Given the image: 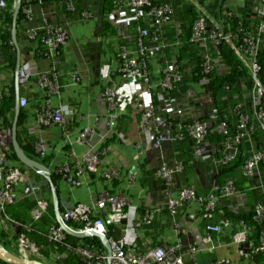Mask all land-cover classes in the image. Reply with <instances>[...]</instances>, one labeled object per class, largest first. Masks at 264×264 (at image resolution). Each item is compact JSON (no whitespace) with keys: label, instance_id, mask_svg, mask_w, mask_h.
<instances>
[{"label":"trees","instance_id":"16d2710c","mask_svg":"<svg viewBox=\"0 0 264 264\" xmlns=\"http://www.w3.org/2000/svg\"><path fill=\"white\" fill-rule=\"evenodd\" d=\"M99 1L96 12L98 11L102 34L104 33V37L108 40L109 54H113L114 57L116 55L119 64L120 58L117 55L118 48L116 47L120 48L123 45L130 50H135L139 38L138 28H149L151 18L145 16L139 21L129 24L113 23L109 19V14L117 10L115 0ZM229 1L198 0L199 3L206 4L209 15L226 33L232 38L235 37L232 43L221 39L218 44L215 43L214 45V43L209 42L208 45L202 46L200 42L192 41L194 22L201 15V11L197 9L194 2L191 0H151V5L154 6L171 4L173 7L171 19L164 27L163 40L168 44L179 41L173 56L176 57L180 74V78L173 83L172 88L163 89L160 85V80L163 77L162 73H155L152 69L149 72L150 80L151 83L156 84L153 98L159 103H163L167 99L173 101L175 105H180L184 102L187 91L193 90L194 93L200 96L201 100L200 103L194 104L195 109L185 107L179 113L165 111L167 123L161 128V132L169 134L170 137L162 143L161 151H155L160 155V159L164 155L171 163L170 158L173 157H169L170 154L167 152L166 147L173 153L175 141L173 137L182 134L183 139L179 142L186 156L179 162L183 166L186 164L191 167L193 162L212 165L213 168L209 177L211 185L207 192L201 193L194 186H189L194 188L199 196L206 197L207 200L208 195L212 193L217 197L214 209L209 211V215L214 213L220 221H229V223L239 225H241L240 222H243L249 227L246 230V240L241 243V247L245 252V255H242L245 260L243 264H264V252L251 253V244L255 246L259 243V238L264 230V221L257 215V206L261 203L264 204V127L260 124L258 118V113L261 109H264V95L257 94L255 82L235 50L240 45H245L244 38L247 32L259 34L261 42L256 59L261 65L260 78L264 82V32L258 31L262 20L255 11L258 1L242 0V3L236 7L230 5ZM14 2L15 0H6L7 6L0 11V54H7L6 62L3 65L6 64L5 69L9 71L8 73L10 71L13 73L16 68L12 58H10L11 55H9L10 49L14 47L12 41ZM70 5H74L73 10L70 9ZM27 7L33 10L32 20H29L23 11ZM94 8L96 9L95 5ZM85 10L88 9L84 8L81 0H22V7L16 20L17 41L19 45L24 42L31 45L30 48L35 56L51 60L48 74H53L51 71H58L61 65L58 54L51 56L48 53L47 48L40 40L43 32H40L33 41L29 40L27 32L31 27L40 24L43 15H46L51 23L65 27L75 18L82 19L81 14ZM146 11H148L147 7L144 8V12ZM177 25H180V31L177 30ZM208 25L215 28L212 20H208ZM207 47H209V52L215 53L217 51L220 53L218 61H210L212 67L209 69H206L205 59L203 58ZM172 50V47L165 48L162 53H156L152 58L159 57V62L156 65L159 66L160 70L166 67L171 58ZM24 61L27 62L26 59H22V62ZM151 63L148 61V70L151 65V68L154 67V64ZM2 83L0 84V90L3 92V96L0 98V130L12 127L17 90L14 82ZM18 93L20 94L19 90ZM204 98L207 101H203ZM27 113L26 107L21 108L18 121L20 145L29 157L49 165L50 159L46 155L41 157L36 153L34 137L29 135L23 127ZM240 115H245L248 118L247 133L237 141V136L243 131L238 128ZM199 121L211 123L210 127L207 128L205 139L201 143L197 142L188 130L189 125ZM222 126L226 127V132L220 130ZM153 134L157 135L155 132ZM152 137L155 138L156 136L150 134V140ZM115 138L116 134L109 141ZM107 139L108 136L105 138L106 143L104 145L108 144ZM199 149L207 151L205 157L202 155L197 157ZM259 153L263 157L258 166L253 169V173L249 175L245 170L247 160ZM0 154L2 156L0 163L2 174H6L11 167H18L29 177H34L35 184L42 182L40 174L17 160L12 148L3 149ZM230 154L235 155L234 159L225 163L221 162L223 157ZM75 171L77 172V169ZM57 172L52 173V180L58 187V191H61L60 182L68 176L64 177L63 173ZM88 172L92 174L91 178L93 180L108 181L103 175L104 171H99V173ZM215 184L220 187V190L216 191L213 188ZM227 186L232 188V195L222 193V190ZM38 187L40 193L38 197L34 193H28L25 185H23L22 189L19 190V197L13 202L5 204L4 212L14 222L12 226L15 227L14 234L16 238L22 234L26 235L39 247L42 253L48 256L57 250L62 255V260H59L57 264H87L88 259L77 252L78 247L96 253L105 251L106 248L102 240L97 236L78 238L70 234H64L62 240L54 239L51 235V229L58 224L52 195L49 192L41 193V186ZM39 201H45L47 205L41 217L35 218L34 210L38 207ZM59 209L61 212L66 211L63 206H60ZM85 215V219L75 217L68 224L72 228H82L86 223V219H94L98 216L92 210L87 211ZM106 224L108 234L119 237L122 230L107 221ZM139 239L138 242L141 243ZM160 244L162 245V243L154 241L151 247H157ZM141 246L143 245L141 244ZM128 247L133 252L139 250L138 246H126L127 249ZM143 247L148 246L144 244ZM0 264L8 263L0 260Z\"/></svg>","mask_w":264,"mask_h":264},{"label":"crops","instance_id":"0c3cea01","mask_svg":"<svg viewBox=\"0 0 264 264\" xmlns=\"http://www.w3.org/2000/svg\"><path fill=\"white\" fill-rule=\"evenodd\" d=\"M229 2L236 7L242 0ZM99 3V0H81V4L90 10L93 17L89 20L75 18L70 24H66L70 38L59 48L61 65L58 71H51L53 74H48L51 60L35 56L27 42L19 45L21 59L31 62L33 67L27 86L19 89L20 93L27 92L29 99L23 127L34 137V145L37 142L43 144L45 155L50 159L47 166L54 173L59 172L67 162L71 167L68 178H63L60 182L61 191L57 188L58 196H64L71 207L84 205L92 208L100 193L110 191L124 195L129 204L136 206L139 217L151 213L150 225H144L140 229L141 243H137L138 252L151 248L154 241L174 245L181 239L185 247V264H222L223 260L229 261V264H243L245 260L240 254L241 243L237 241V234L245 231L241 225H224L221 232L214 237L213 244L217 247H213L205 239L206 226L220 222L217 215L208 214L213 211L214 205L206 212L207 205L186 200L187 202L184 201L178 206L175 214H171L167 208L169 198L177 199L179 190L185 185H192L201 193L207 192L211 185L209 177L212 169L208 167L211 165L193 162L191 167L184 164L183 171L173 180V185L167 186L165 179L155 174L160 155L151 146L150 134L143 133L140 129L139 102L122 99L121 106L115 113L117 119L121 115L119 120L116 119L114 127L108 126V110L102 92L109 84H119L121 76L118 71V58L109 54L108 40L102 34L98 11L96 12ZM203 5L206 8V4ZM176 43H171L168 47L173 49L171 57H175L173 54ZM116 48L118 55L120 48ZM0 58V84L10 81L16 85L18 70L15 68L13 73H8L6 64L3 65L7 54H0ZM151 62L154 67L151 68V65L149 71L153 69L157 73L159 66L156 63L159 62V57L151 59ZM76 73L80 75L79 80L73 79ZM44 75L50 76L53 84L57 86L56 91L41 86L40 79ZM47 103L55 107L60 104L68 105L73 110V115L65 117L62 127L59 124L41 125L37 120V111ZM87 127L94 129L96 134L90 144L78 142V137ZM102 134L108 136L107 141L115 134L116 138L104 145L106 140L100 138ZM166 150L169 157H173L170 158L171 162L183 160L186 156L179 141H174L173 153L168 147ZM35 151L41 156L36 147ZM96 153L100 159L98 173L108 167L118 169V177L113 181H96L91 178L92 174L86 169V160ZM26 175L27 180L16 187L17 197L23 185L28 190L35 184L34 177ZM69 178L76 179V183H71ZM40 183H37L38 186ZM14 230L15 227L11 224L0 223L1 242L10 250L16 247ZM190 246L197 249L190 251Z\"/></svg>","mask_w":264,"mask_h":264},{"label":"built area","instance_id":"2783aa9c","mask_svg":"<svg viewBox=\"0 0 264 264\" xmlns=\"http://www.w3.org/2000/svg\"><path fill=\"white\" fill-rule=\"evenodd\" d=\"M197 6V9L201 11L200 17L194 22L192 41L200 42L202 46L208 45L209 42L218 44L221 39L231 41L235 37H230L226 31L209 15L205 6L198 2V0H191ZM255 1V0H254ZM258 5L255 7V11L260 17L261 24L258 27V31L264 32V0H256ZM117 10L112 11L109 14V19L113 23H133L137 22L145 16H149L150 25L149 28H138L139 38L136 44L135 50H130L127 47H121L118 55L120 63L118 71L121 76V82L117 85H108L102 92V97L107 105L108 110V126L114 127L117 116L116 110L121 106L122 99H130L137 101L141 108V118L139 121L140 129L143 133L156 136L151 138V146L156 151H161L162 143L167 140L170 135L161 132L167 123V115L165 113H179L185 107L192 108L195 103H200V96L194 93L193 90L187 91L185 100L180 105H175L173 101L165 100L163 103L156 102L153 98V91L155 83H151V77L149 76L148 61H150L156 53L162 52L165 48H168L170 44L163 40L164 26L171 19L173 14V7L171 4H162L159 6L151 5V0H115ZM7 6L6 0H0V11ZM147 7L148 11L144 12V8ZM70 9H74V5H70ZM24 13L29 20H32L33 10L29 7L25 8ZM82 20H89L93 17L89 10L82 12ZM40 24L31 27L27 36L30 41H33L38 37L40 32H43L41 36V42L47 48L48 53L51 56L59 54V48L64 46L69 40V32L67 26L62 27L57 24L51 23L50 19L43 15L40 19ZM208 20H212L215 24V28L209 27ZM180 25H177V30L180 31ZM243 30V29H242ZM179 42V41H177ZM245 45H240L235 48L237 54L241 58L242 62L248 68L250 75L255 82V88L258 95H264V82L260 78L261 65L256 59L257 50L259 48L261 38L259 34L247 32L244 38ZM177 44V43H176ZM219 52H209V47L204 53L206 69L211 68L210 61L219 60ZM157 72H161L163 77L160 80V85L163 89L172 88L173 83L180 78L176 57H171L163 69H159ZM33 74V67L31 62L21 63L17 71V86L22 89V86L26 87L30 77ZM73 79L79 80L80 75L78 73L73 75ZM41 86L49 87L51 90L56 91L57 86L52 82L49 75H44L40 79ZM3 96V92L0 90V98ZM28 93L22 92L19 97V106L24 108L28 104ZM203 101H207L205 98ZM67 115H73V110L64 104L58 106H52L50 103L45 104L41 109L37 111V120L41 125H64V119ZM260 124L264 127V109L258 113ZM247 116L240 115L238 128L242 129L241 133L237 136V141L246 135ZM211 125L210 122H195L188 126L189 132L197 140L202 142L207 134V128ZM221 131L226 132L225 126H222ZM155 132L157 135L153 134ZM96 131L90 127L85 128L80 136L78 142L84 144H90ZM106 134L100 136L101 139L106 138ZM175 141L183 139V135L174 136ZM11 140V128L8 127L0 131V152L3 149L8 150ZM36 150L40 153L41 157L45 155L43 144L37 142L35 144ZM160 149V150H159ZM104 153V151H102ZM206 150H198L197 157L201 155L205 157ZM235 155L230 154L222 158L221 162L225 163L234 159ZM262 154H255L247 160L245 165L246 172L251 175L253 169L258 166L262 159ZM2 156L0 154V163ZM99 154L96 153L86 160V169L91 172H98L99 167ZM65 163L60 169L64 177H67L71 171V167ZM184 166L178 161L169 163L164 155L159 160V165L155 171L157 176L162 177L166 181L167 186L173 185L175 177L183 171ZM104 177L108 180H114L118 177V169L114 167H108L103 172ZM27 180L26 175L18 168L11 167L6 174H2V167L0 165V221L8 224L13 222L4 212L6 203L13 202L17 198V185L24 183ZM71 183H76V179L69 178ZM216 191L220 190L218 185L213 187ZM33 191L37 190V186L32 187ZM224 195H232V188L227 186L222 190ZM177 199L169 198L168 209L171 214L177 212L178 206L183 204L184 201L190 200L199 204L207 205L205 211L212 209L213 205L217 201V197L212 193L206 197L199 196L195 189L189 185H185L179 190ZM47 203L45 201H39L38 207L34 210V217H41L45 211ZM89 210L94 211L98 216L94 219H86V223L82 228H73L77 231H87L92 233L91 236H97L102 240L105 236L110 244V253L107 249L103 253L92 252L89 249L78 247L77 252L83 254L87 259V264H185L183 249L184 244L179 241L174 245H158L157 247H151L145 252H133L131 248L126 246H137V241L140 235V229L144 225H150L152 214L147 213L143 217L137 215L136 206L129 204L124 195L120 193H112L110 191H104L99 194L94 207L89 208L84 205H77L70 210L61 212L60 216L63 221L68 224L72 218L81 217L85 219V213ZM4 212V213H3ZM222 212V211H221ZM257 215L264 221V204L261 203L257 206ZM57 221V219H56ZM106 221L119 227L122 232L119 237L108 234V228ZM58 223V222H57ZM229 221H220L217 224H209L206 226L205 239L207 242L212 243L213 247L217 245L213 244L214 237L221 232V228L224 225H228ZM245 231L237 234V241L243 243L246 240L247 232L249 228L245 223L240 222ZM59 225V224H58ZM55 226L51 229V235L56 240H62L64 238V230L61 226ZM69 225V224H68ZM72 228V227H71ZM130 241V242H129ZM132 241V242H131ZM103 242V241H102ZM104 244V243H103ZM16 247L13 248L16 253L23 255L26 258H36L44 261L47 264H57L62 259V255L56 250L52 255L48 256L42 253L39 247L33 243L26 235L22 234L15 239ZM105 246V245H104ZM251 244V253L259 251L264 252V230L259 238V243ZM106 248V247H105ZM197 247L190 246V251H195ZM240 254L245 255L244 250L241 248ZM219 264V263H217ZM222 264H229V261L223 260Z\"/></svg>","mask_w":264,"mask_h":264},{"label":"water","instance_id":"95a60500","mask_svg":"<svg viewBox=\"0 0 264 264\" xmlns=\"http://www.w3.org/2000/svg\"><path fill=\"white\" fill-rule=\"evenodd\" d=\"M21 7H22V0H15L14 11H13V26H12V41H13L14 47L10 49V55H11L12 61L14 62L16 66V71L19 69L21 65V58H22L21 49L19 47V43L16 37V20L20 13ZM20 110H21V107L19 106V93H18V90H16L15 115H14L13 123L11 127L10 148H12V151L14 152L15 156L17 157V160L20 163L36 171L38 174L42 176V182L40 183L41 193L42 192L51 193L53 197V204L55 207L56 219H57L58 224L64 230V232L66 234H70L78 238L90 237L92 233L87 232V231L74 230L73 228H71L68 224H66L63 221V219L60 216L59 207L62 205L66 210H70L71 205L64 196H58V193H57L58 187H56V185L53 183V180H52L53 171L50 169L49 166H47L42 161L29 157L26 154V152L23 150V148L21 147L19 139H18V121H19ZM141 147L142 145H140V148ZM27 191L28 193H31V189H28ZM39 195H40L39 192L35 194V196H39ZM100 237H102V241L108 253H110V244L107 238L105 236H100ZM0 260L8 264H46L45 262L41 260H38L35 258H26L23 255L16 253L13 250H10L1 241H0Z\"/></svg>","mask_w":264,"mask_h":264},{"label":"clouds","instance_id":"9594fccd","mask_svg":"<svg viewBox=\"0 0 264 264\" xmlns=\"http://www.w3.org/2000/svg\"><path fill=\"white\" fill-rule=\"evenodd\" d=\"M21 63H23L22 62V59H21ZM16 87H17V90H19L20 89V87H18L17 85H16ZM21 94V93H20ZM20 94H19V97H20ZM3 129H1L0 131H2ZM9 149H10V144H9ZM43 157V156H42ZM170 162H171V160H170ZM24 173V172H23ZM25 174V173H24ZM26 175V174H25ZM26 177H27V175H26ZM33 186H37V190L36 191H33L32 190V187ZM30 189H31V193H34V194H36L37 192H39V187H38V185L37 184H34V185H32L31 187H30ZM38 197V196H37ZM52 200H53V197H52ZM71 208H73V207H71ZM54 209H55V207H54ZM60 213H61V211H60ZM0 217H1V213H0ZM57 222V221H56ZM0 223H1V221H0ZM8 224H14V222H8ZM58 224V223H57ZM70 226V225H69ZM71 227V226H70ZM66 234V233H65ZM137 243H138V241H137ZM12 250V249H11ZM33 258V257H32ZM36 259V258H35Z\"/></svg>","mask_w":264,"mask_h":264},{"label":"rangeland","instance_id":"374dc122","mask_svg":"<svg viewBox=\"0 0 264 264\" xmlns=\"http://www.w3.org/2000/svg\"><path fill=\"white\" fill-rule=\"evenodd\" d=\"M165 27V26H164ZM206 167V169L209 167V169L211 170L213 167H212V165L211 166H208L207 167V165L205 166ZM59 226V225H58ZM130 242V241H129ZM132 242V241H131ZM62 260V259H61Z\"/></svg>","mask_w":264,"mask_h":264}]
</instances>
